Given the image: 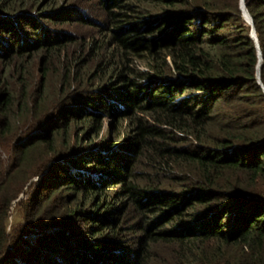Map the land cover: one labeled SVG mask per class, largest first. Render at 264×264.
<instances>
[{
	"label": "trees",
	"instance_id": "trees-1",
	"mask_svg": "<svg viewBox=\"0 0 264 264\" xmlns=\"http://www.w3.org/2000/svg\"><path fill=\"white\" fill-rule=\"evenodd\" d=\"M239 1L0 0V264H264ZM244 4L264 87V0Z\"/></svg>",
	"mask_w": 264,
	"mask_h": 264
},
{
	"label": "rangeland",
	"instance_id": "rangeland-1",
	"mask_svg": "<svg viewBox=\"0 0 264 264\" xmlns=\"http://www.w3.org/2000/svg\"><path fill=\"white\" fill-rule=\"evenodd\" d=\"M72 1H73V3H86L87 2V0H72ZM86 4H89V2L86 3ZM66 30L68 31L67 33L73 34L76 37H80V36L87 37V36H89L90 34H92L94 32L95 28H94V25H91V24H85V23H79V22H72V23H70L67 26ZM73 45L74 44L72 43L70 45V47H73ZM75 46H78V44L76 43ZM35 59H37V58H35ZM34 62L35 61H32V63H34ZM32 63H31V67L33 68L34 65ZM34 76L38 77L36 73H34ZM106 123H107V121L104 120L103 121V124H102V129H101L100 133H103V131L105 129ZM36 179H37V176H33L28 181L36 180ZM20 196H21V194L19 195V197ZM14 203H15V201H12L11 208L13 207Z\"/></svg>",
	"mask_w": 264,
	"mask_h": 264
},
{
	"label": "water",
	"instance_id": "water-1",
	"mask_svg": "<svg viewBox=\"0 0 264 264\" xmlns=\"http://www.w3.org/2000/svg\"><path fill=\"white\" fill-rule=\"evenodd\" d=\"M239 8L241 9V15H242L243 19L250 25V36L253 38V40L255 41V44H256L257 55H258V62H257V66H256V78H257V82H258L259 86L261 87L262 92L264 94V87L259 80V67L261 64L260 50L258 48V44L256 41V34H255V31H254L253 26H252V20H251V17L245 8L244 0L239 1Z\"/></svg>",
	"mask_w": 264,
	"mask_h": 264
}]
</instances>
